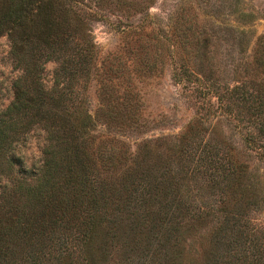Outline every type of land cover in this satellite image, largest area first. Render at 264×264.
Masks as SVG:
<instances>
[{"label": "rangeland", "instance_id": "1", "mask_svg": "<svg viewBox=\"0 0 264 264\" xmlns=\"http://www.w3.org/2000/svg\"><path fill=\"white\" fill-rule=\"evenodd\" d=\"M87 4L91 8L83 11L91 13L97 59L75 86L76 95L93 117L102 100L105 109H115L111 126L95 121L88 128L97 144L126 155L117 172L126 182L103 213L90 264H264V118L237 96L230 98L236 86L264 92V0ZM56 67L55 62L45 66L47 87ZM184 70L203 72L206 90L200 93L198 83L173 78ZM21 74L9 37L0 36V111L13 100V83ZM46 136L43 125L21 136L14 176L39 166ZM202 148L216 160L210 169L214 180L190 171ZM186 158L191 161L176 173ZM238 165L246 172L241 183ZM170 180L197 208L184 211L183 227L163 237L162 220L133 190ZM79 263L86 264L82 257Z\"/></svg>", "mask_w": 264, "mask_h": 264}, {"label": "trees", "instance_id": "2", "mask_svg": "<svg viewBox=\"0 0 264 264\" xmlns=\"http://www.w3.org/2000/svg\"><path fill=\"white\" fill-rule=\"evenodd\" d=\"M88 1L103 0H0V36L9 37L15 66L22 69L13 83V100L0 111V264H80L81 257L90 264L89 250L105 222L103 213L126 182L117 174L126 159L124 151L97 144L98 137L88 128L95 121L111 126L117 121L115 109L110 105L105 109L102 100L93 117L76 95V85L97 59V44L88 27L91 13L83 11L90 7ZM49 62L57 67L47 87L43 73ZM173 78L198 83L200 93L206 90L201 71H177ZM236 96L243 107L264 118L261 88L250 92L236 86L230 98ZM35 125H43L47 132L42 160L29 174L14 176L16 146ZM197 152L190 171L214 180L210 169L215 158L208 159L205 148ZM185 161L191 160L183 159L176 173L184 171ZM236 172L240 182L246 172L239 165ZM180 189L177 181L170 180L133 190L162 220L163 237L172 228L178 232L183 227L184 211L197 208ZM216 211L228 216L223 209ZM27 243L32 246L24 250Z\"/></svg>", "mask_w": 264, "mask_h": 264}]
</instances>
